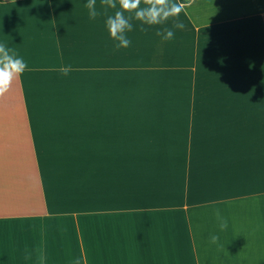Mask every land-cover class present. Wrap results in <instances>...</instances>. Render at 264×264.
<instances>
[{
	"label": "crops",
	"instance_id": "0c3cea01",
	"mask_svg": "<svg viewBox=\"0 0 264 264\" xmlns=\"http://www.w3.org/2000/svg\"><path fill=\"white\" fill-rule=\"evenodd\" d=\"M87 2L0 1V264H264V0Z\"/></svg>",
	"mask_w": 264,
	"mask_h": 264
},
{
	"label": "clouds",
	"instance_id": "9594fccd",
	"mask_svg": "<svg viewBox=\"0 0 264 264\" xmlns=\"http://www.w3.org/2000/svg\"><path fill=\"white\" fill-rule=\"evenodd\" d=\"M108 7L117 9V0H104ZM149 7H140V0H118L119 9L114 12L113 15H109L106 20V26L110 33V36L118 41L117 47L127 48L131 41L126 37V31L132 29L130 20L131 16H125V12H135V19L146 22L148 24H158L168 20L171 16H178L179 12L183 8V5L172 4L168 6V0H144ZM89 10V16L95 19L99 13L96 10V0H88L85 5ZM175 27L183 28V23L177 22ZM157 35H161L157 32ZM174 33L171 30H166L164 39L168 40L173 38ZM0 53H4L3 58H0V94L6 90L14 73H18L24 70L25 63L21 58H15L10 56L5 51V47L0 45ZM69 69L63 68L61 71L67 73ZM216 217L219 221V227L224 230L227 227V220L221 217L219 210H216ZM219 239L218 236L213 235L210 237L211 242L215 243Z\"/></svg>",
	"mask_w": 264,
	"mask_h": 264
},
{
	"label": "rangeland",
	"instance_id": "374dc122",
	"mask_svg": "<svg viewBox=\"0 0 264 264\" xmlns=\"http://www.w3.org/2000/svg\"><path fill=\"white\" fill-rule=\"evenodd\" d=\"M189 89V93H190V90H191V88H188ZM141 101H140V103H139V105H138V102H135L136 103V108H148V109H155V108H167V103H168V105L170 106L171 105V107L172 108H175L176 107V105H177V103H171V102H167V101H165L164 100V98L163 97H159V96H157V95H152V96H147V97H141V99H140ZM130 102H132V101H126V105H128V106H131L132 107V103H130ZM165 102H167V103H165Z\"/></svg>",
	"mask_w": 264,
	"mask_h": 264
},
{
	"label": "trees",
	"instance_id": "16d2710c",
	"mask_svg": "<svg viewBox=\"0 0 264 264\" xmlns=\"http://www.w3.org/2000/svg\"><path fill=\"white\" fill-rule=\"evenodd\" d=\"M0 1H4V0H0ZM191 0H180V2L182 4H188Z\"/></svg>",
	"mask_w": 264,
	"mask_h": 264
}]
</instances>
